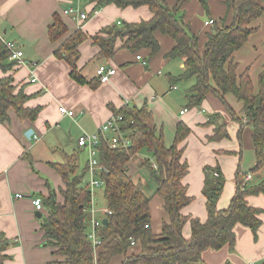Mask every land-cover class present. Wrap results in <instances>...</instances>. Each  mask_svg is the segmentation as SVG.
Returning <instances> with one entry per match:
<instances>
[{
    "label": "crops",
    "instance_id": "1",
    "mask_svg": "<svg viewBox=\"0 0 264 264\" xmlns=\"http://www.w3.org/2000/svg\"><path fill=\"white\" fill-rule=\"evenodd\" d=\"M98 1L100 0L81 1V11L88 15V19L80 21L63 13L65 9L75 8L74 2L70 4L65 0H0V40L11 47L12 53L22 52L20 59H14L16 66L13 71L0 76L12 75L17 86L16 91L21 89L28 97L23 107L39 110L34 121H30L21 113L17 114L9 109V120L4 124L0 123V236H4L10 243L5 252L10 259L4 264L51 262L53 249L46 244L41 229V218L46 214V210L43 208L42 211H36L32 200L44 199L53 190L56 200L62 202L60 190L65 186L61 176L52 166L74 165L76 172L73 175H81L86 169L88 155L86 149L78 147L77 139L83 134H94L112 113L125 106L137 109L144 106L148 109L165 147L172 146L178 123L188 127L187 138L179 144V148H182V159L188 167L182 182L186 187V195L191 200L181 209L182 216L196 218L201 223L207 218L206 198L202 195L203 171L206 167L218 168L225 181L217 202L218 211L225 210L234 196L238 170L242 175H252L250 184H257L264 178V168L257 173L258 180H254V174L251 173L255 166V155L250 127L243 126L241 130L244 136L243 146L250 150L252 155L247 169L241 165L243 149L241 142L237 140L240 124L236 129L232 122L227 126L228 132L225 128L227 140H211L217 125H224L220 116L217 122L207 124L209 117L222 113L217 101L208 97L202 101L201 108H187L186 91L183 96L173 97L176 89L171 90L170 87L176 88V85L170 79L183 69V62L168 61L164 58L173 47L170 38L159 37L160 51L151 59L148 58L147 51L134 54L126 49L117 51L108 60L97 57L99 48L93 43V36L99 35L107 26L138 24L149 21L153 16L145 6L136 9H121L114 4L96 7ZM166 1L171 4L174 0ZM204 1L208 19L199 20L194 28L191 27L190 18L193 17L192 13L195 16L203 15L202 0H189L184 6L183 20L189 23L193 32L207 31L208 27L204 22L208 20L220 22L224 18V24L229 25L232 13L230 9L227 10L224 0ZM259 3L263 7V13L248 25L254 29L253 32L248 35L244 46L233 54L237 65L236 74L247 72L255 89L264 65V0ZM54 15L60 18L65 27L64 34L56 42L50 41L47 34ZM77 31L85 35V39L77 47L79 58L76 67L86 79V84H77L70 77V65L64 58L57 56L62 43ZM120 45L117 41L116 47ZM143 62H146V65ZM103 64L114 69L115 73L109 76L107 83L101 84L95 71ZM32 77L36 80L33 83L30 80ZM91 81H94V86L89 83ZM192 84V80L185 81V89ZM225 102L234 113L242 112L243 105L232 95L226 96ZM60 108L72 111L73 116L62 115ZM28 130L33 132L30 138L25 135ZM233 132L236 139H232ZM138 155L133 156L127 163V174L150 198V229L155 235H160L161 224L168 220V215L163 209L162 198L155 195L156 184L152 178L151 184L147 180V184L141 182V168L145 167L144 162L148 157L142 155L138 158ZM136 175L139 178H134ZM87 180L86 171L82 181L87 183ZM98 189L100 196L98 191L96 199L95 191ZM96 190L90 200L97 211L95 218L103 220L104 217L99 211L106 205L103 200V188ZM16 195L21 198L17 199ZM246 202L262 211L259 215L261 227L256 236L254 237L249 228L236 224L233 230L234 248L230 250L224 246L218 251L207 249L200 255L204 264H264V194H250L246 197ZM89 218L91 219V216ZM182 235L185 239L190 238L191 227L188 223L183 226ZM99 251L100 249L96 250L95 257ZM130 253H140L138 244L130 246L128 255ZM122 262L121 255L110 259V264Z\"/></svg>",
    "mask_w": 264,
    "mask_h": 264
},
{
    "label": "trees",
    "instance_id": "2",
    "mask_svg": "<svg viewBox=\"0 0 264 264\" xmlns=\"http://www.w3.org/2000/svg\"><path fill=\"white\" fill-rule=\"evenodd\" d=\"M188 1L174 0L171 4L166 0L98 1L96 7L114 4L121 9H136L145 6L153 16L149 21L138 24L107 26L99 35L93 36V43L99 48L97 57L108 60L117 51L126 49L134 54L147 51L151 59L160 51L159 37L170 38L173 47L164 58L183 62V69L170 80L174 83L193 81L186 89L187 108H200L202 101L212 95L227 107L240 124L237 134L240 135L243 126L250 127L255 155V166L251 173L257 174L264 168V65L255 89L247 72L236 74L237 65L233 54L244 46L248 35L253 32L254 29L248 25L261 16L263 7L260 0H224L227 10L230 9L232 13L229 25L224 24V18L220 22L212 20L213 24L206 26L207 31L195 33L189 23L183 20L184 6ZM202 5L207 11L204 0ZM52 19L47 34L50 41L56 42L64 34L65 27L57 15ZM84 39L85 35L77 31L62 43L57 52V56L64 58L70 65V77L77 84L87 83L76 67L79 58L77 47ZM117 41L121 43L118 48ZM11 56V50L0 40V74L13 71L16 63ZM93 82L89 83L94 86ZM16 88L12 75L0 76L1 124L9 120V109L21 113L30 121H34L38 115V109L23 107L28 97L21 89L16 91ZM228 95L243 105L242 116H236L226 104L225 97ZM114 113L122 117V130L127 132L130 143L126 147L119 145L110 148L104 140L98 148L100 163L106 169L100 179L103 181V200L108 211L103 218L106 223H101L97 230L101 241L100 251L94 257L88 238L90 218L87 208L91 200L88 185L82 181L87 170L74 176L76 166L53 165L65 187L60 190L62 202L56 200L53 190L46 198L40 199L46 210L41 218V229L46 244L53 249L49 264H110V259L116 255L123 257L122 264H204L200 255L207 249L218 251L224 246L230 250L234 248L233 230L236 224L249 228L256 236L261 227L259 215L262 211L249 206L246 197L264 194V178L257 184L242 188L243 175L238 170L234 196L225 210L218 211L217 202L224 181L218 168L206 167L203 171L202 195L206 198L207 218L201 223L196 218L182 216L181 209L191 200L182 182L188 167L182 159V148H179V144L187 138L188 127L178 123L172 146L165 147L146 107L137 109L125 106ZM218 118V114L209 117L207 124L217 122ZM225 137V126L217 125L211 140L218 141ZM142 152L148 157L144 165L150 169V176L156 184L155 195L162 198L163 209L168 215V220L161 224L160 235H155L150 229V198L127 174L129 160ZM186 223L191 227L189 239L182 235ZM131 240L138 244L140 253L128 255ZM9 244L1 235L0 264L10 259L5 255Z\"/></svg>",
    "mask_w": 264,
    "mask_h": 264
},
{
    "label": "built area",
    "instance_id": "3",
    "mask_svg": "<svg viewBox=\"0 0 264 264\" xmlns=\"http://www.w3.org/2000/svg\"><path fill=\"white\" fill-rule=\"evenodd\" d=\"M67 3H72L74 2L75 8H70V9H65L63 13L65 15H71L75 19H78L80 21H85L88 18V15L83 13L81 11V1L84 0H65ZM73 4V3H72ZM119 24V23H118ZM213 24L212 20H208L204 22L205 26H210ZM8 49L11 50V47L7 45ZM12 52V50H11ZM22 57V52L17 51V53H12L11 59H20ZM139 59V58H137ZM144 65H146V62H143ZM115 73V70L112 69L111 67H108L106 64L100 65L96 68L95 74L96 77L99 80V83L104 84L109 81V76H112ZM31 83L35 82V78L32 77ZM171 90H175V86L170 87ZM60 113L62 115H68V116H73L72 111H68L65 108H60ZM183 113V112H182ZM122 117L120 115H117L115 113H112L110 118L106 120L102 125L98 128V130L94 134H83L81 137H79L78 140V147H83L87 151L88 155V160H87V175H88V180H87V185L88 189L90 192V197L93 194V191L96 190L97 188H104L103 181L100 179V175L106 171L104 167L101 165L100 160H99V154H98V148L100 147V144H102V141H106L108 146L110 148H117L119 145L126 147L129 143L130 140L127 136V132H123L122 130ZM153 168L154 165H153ZM216 174L214 173V176ZM252 175L249 173H245L242 176V185L241 187H246L250 184L252 181ZM17 199L21 198L20 195L15 196ZM32 204L34 206V209L36 211H42L43 210V203L39 198H35L32 200ZM101 214L103 217L108 213L105 207H102L100 210ZM95 206L94 203L89 205L87 208V213L89 216H91L90 219V229L88 233V238L90 240V245L93 248V255L95 257L96 250L99 248V245L101 243L100 238H99V232L97 231L101 225V220L102 219H96L95 218ZM131 246L136 245L132 240L130 241Z\"/></svg>",
    "mask_w": 264,
    "mask_h": 264
},
{
    "label": "rangeland",
    "instance_id": "4",
    "mask_svg": "<svg viewBox=\"0 0 264 264\" xmlns=\"http://www.w3.org/2000/svg\"><path fill=\"white\" fill-rule=\"evenodd\" d=\"M192 15H193V17L192 18H190V21H191V27H195L196 26V24H197V22L200 20V21H203L204 19H208V16H207V14H206V11L204 10L203 11V15H200V14H198V15H194L193 13H192ZM190 27V28H191ZM202 31L203 30H199V32H201L202 33ZM165 74H167V73H165ZM187 84V83H186ZM175 85H176V91L172 94L173 95V97H175L176 98V96H183V93L186 91V89H185V82L184 81H182V82H175ZM212 98V99H214L215 101H217V103L220 105V107L222 108V113H220L219 114V116H220V118H221V122H223L224 123V125H225V128L227 129V132H228V127L227 126H229V124H231L232 122L234 123V125L236 126V129H238L239 128V123L233 118V115L230 113V111L227 109V107H225L224 106V104H222L221 103V101L218 99V98H215V97H213L212 95H209V96H207L206 98ZM216 103V104H217ZM202 107H205V106H202ZM201 108V107H200ZM207 111V110H206ZM217 112H220V111H217ZM216 114H218V113H216ZM215 114V115H216ZM235 115L236 116H242V112L241 113H235ZM244 136H243V134H242V132L240 133V135H237V140L239 141V142H241V145H242V148L241 149H243V151H242V159H241V165H243V168H247L248 169V163H249V160L251 159V157H252V155L250 154L251 153V151L250 150H248V149H246L244 146H243V140H244V138H243ZM233 138H235L236 139V134L233 132L232 133V139ZM240 138L242 139V140H240ZM225 139L227 140V137H225ZM221 140V139H220ZM142 155H145V156H147L146 155V153H144V152H142L141 154H139L137 157L138 158H141V156ZM240 155V153L238 152V158L240 157L239 156ZM82 162V161H81ZM142 170H141V172H142V183L144 184H147L146 182H145V180H147V182L148 183H150V180H151V177H150V169L149 168H147L146 166L145 167H142L141 168ZM255 178H254V180H258V179H256V177L258 176V174H254L253 175ZM134 178H139L137 175L136 176H134ZM224 181V180H223ZM224 183H225V181H224ZM151 184V183H150ZM153 186H154V183H153ZM152 186V187H153ZM149 187V186H148ZM152 189V188H151ZM100 189H98V190H96L95 191V195H96V199H97V194H98V191H99ZM147 190L149 191L150 190V188H147ZM101 191H102V189H101ZM99 196H100V191H99ZM102 201V200H101ZM136 250H138V248H136Z\"/></svg>",
    "mask_w": 264,
    "mask_h": 264
},
{
    "label": "water",
    "instance_id": "5",
    "mask_svg": "<svg viewBox=\"0 0 264 264\" xmlns=\"http://www.w3.org/2000/svg\"><path fill=\"white\" fill-rule=\"evenodd\" d=\"M32 134H33L32 130H28V131L25 133V135H26L27 138H30V136H31ZM38 216H39V215H38ZM102 223L105 224V223H106V220L104 219V220L102 221Z\"/></svg>",
    "mask_w": 264,
    "mask_h": 264
}]
</instances>
